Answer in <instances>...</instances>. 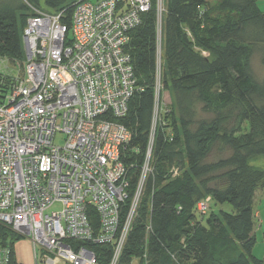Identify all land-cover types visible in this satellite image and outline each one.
<instances>
[{
	"label": "trees",
	"instance_id": "trees-1",
	"mask_svg": "<svg viewBox=\"0 0 264 264\" xmlns=\"http://www.w3.org/2000/svg\"><path fill=\"white\" fill-rule=\"evenodd\" d=\"M81 0H0V57L21 59L33 9L61 15L69 26ZM127 33L136 89L117 121L130 132L124 219L150 137L157 74L156 0ZM160 122L153 132L147 177L120 264H263L252 255L253 196L259 177L250 158L264 157V78L251 69L264 47V13L256 0H162ZM164 94L167 95L168 103ZM212 159V160H211ZM232 212L200 213L203 201ZM208 211V210H207ZM21 240L0 224V248L18 264ZM107 264L111 248L94 246Z\"/></svg>",
	"mask_w": 264,
	"mask_h": 264
},
{
	"label": "built area",
	"instance_id": "built-area-1",
	"mask_svg": "<svg viewBox=\"0 0 264 264\" xmlns=\"http://www.w3.org/2000/svg\"><path fill=\"white\" fill-rule=\"evenodd\" d=\"M149 0H81L70 25L33 9L23 30L22 69L0 57V224L30 242L34 264H100L94 246L120 256L151 174L160 122L162 0H156L157 74L150 137L128 212L121 157L130 132L117 120L136 89L127 33ZM9 61L12 68L3 66ZM59 137L56 143V138ZM208 200L197 209L206 212ZM58 207L57 209H55ZM9 251L0 248V264Z\"/></svg>",
	"mask_w": 264,
	"mask_h": 264
},
{
	"label": "rangeland",
	"instance_id": "rangeland-1",
	"mask_svg": "<svg viewBox=\"0 0 264 264\" xmlns=\"http://www.w3.org/2000/svg\"><path fill=\"white\" fill-rule=\"evenodd\" d=\"M260 3L259 8L264 12V3L262 4L261 0H257ZM210 4L214 5V0H210ZM14 66L22 69V66L25 61V52L23 49V56L21 59H8ZM7 60H3L1 65L9 66L12 68L11 74L15 76L17 71H15L13 65ZM251 69L254 77L257 80H262L264 78V47L257 48L251 60ZM165 100L168 103L167 95L164 94ZM59 137L56 138V143L58 142ZM212 160V159H211ZM249 165L254 169L259 177L257 182L254 196H253V216H254V246L252 248V255L264 264V157H253L249 160ZM56 207L55 209H57ZM206 212L216 213L219 210L225 212H232L233 209L228 204L215 205L212 201L206 203ZM208 210V211H207ZM28 240L22 239L21 242L27 243ZM133 264H138L137 261H133Z\"/></svg>",
	"mask_w": 264,
	"mask_h": 264
},
{
	"label": "crops",
	"instance_id": "crops-1",
	"mask_svg": "<svg viewBox=\"0 0 264 264\" xmlns=\"http://www.w3.org/2000/svg\"><path fill=\"white\" fill-rule=\"evenodd\" d=\"M261 1H262L261 3L263 4L264 0H261ZM257 5L260 6V3L257 2ZM21 240L17 241L13 245L14 257H15L16 262L18 264H34L32 246L30 242L27 241V243H24V242H21Z\"/></svg>",
	"mask_w": 264,
	"mask_h": 264
}]
</instances>
